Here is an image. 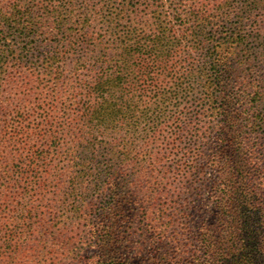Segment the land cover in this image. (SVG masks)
<instances>
[{
    "label": "trees",
    "instance_id": "trees-1",
    "mask_svg": "<svg viewBox=\"0 0 264 264\" xmlns=\"http://www.w3.org/2000/svg\"><path fill=\"white\" fill-rule=\"evenodd\" d=\"M240 1L170 0L172 21H168L167 13L164 17L159 11L164 0H13L6 7L0 4V38L23 32L32 43L44 37L45 43L54 47V53L45 60L49 80L40 83L38 88H29L25 70L15 61L12 64L10 78L15 106L0 119V246L11 241L17 217L26 208L31 210L37 195L32 194L35 186L44 191L42 198L48 195L43 169L49 168L52 160H58V172L70 179V191L61 197L65 206H70L69 214L76 223L90 216L77 202L86 204L88 197L95 193H118L109 187L118 189L115 182L124 180L117 164L135 155L136 142L144 126H151L156 136L162 120L168 117H165L166 107L178 105L179 97L175 94L160 97L162 93L157 92L152 98L144 95L168 80H174L177 88L189 92L187 84L181 83L174 70L190 54L183 58L185 52L178 50L181 46L178 42H173L172 48H162L166 41H177L176 26L171 23L189 25L187 31L191 34L185 37V42L191 51L200 47L199 39L206 28H226L229 24L230 32L237 31L236 45L247 52L252 50L246 43L249 35L243 27L235 25L233 18L253 21V31L259 32L260 22L264 23V0H247L245 5L236 8ZM139 19L143 24L141 30ZM150 24L157 35H146ZM1 62L4 58L0 55ZM57 69L66 73L68 69L69 73L64 77ZM212 86L207 87V97L200 102V109L209 105L211 111L220 108L225 112L228 104L217 106ZM28 94L36 98L31 99ZM262 100H247L242 96L236 101L252 127L257 121L251 113ZM172 118L175 134H179L183 131L181 117ZM226 140L220 138L218 144L221 160L227 154L226 145L230 149L231 143L227 140L226 144ZM239 144L237 138L232 144L239 146L237 153L246 148L245 144ZM137 157L138 162H147L148 149ZM228 159L223 164L213 161L219 168L216 188L220 192L213 206L228 225L225 235L229 240L203 237L199 251L202 256L195 261L198 264H226L232 254L243 261L248 255V236L255 224L264 228L262 182L247 178L245 173L241 181L232 185L223 177V170L227 172L234 162ZM36 167L41 171L34 172ZM74 193L79 195L78 201H74ZM92 204L85 207L94 208ZM18 224L30 228L29 245L38 227L47 222L41 218L35 223ZM97 236L94 229L91 241H97Z\"/></svg>",
    "mask_w": 264,
    "mask_h": 264
},
{
    "label": "rangeland",
    "instance_id": "rangeland-1",
    "mask_svg": "<svg viewBox=\"0 0 264 264\" xmlns=\"http://www.w3.org/2000/svg\"><path fill=\"white\" fill-rule=\"evenodd\" d=\"M12 2L0 0L4 7ZM246 2L240 1L236 8ZM161 5L163 8L159 11L164 17L167 13L168 21H172L170 0H164ZM233 21L249 35L246 43L252 50L244 52L236 45L237 31L230 32L227 24L226 28H206L199 39L200 47L191 51L185 42V37L191 34L187 31L189 25L171 23L176 26L177 41H166L162 48H172L171 44L178 42L181 45L178 50L185 52L183 58L190 54L174 70L181 83L187 84L189 92L177 88L174 80H168L144 95L152 98L157 92L162 93L160 97L175 94L179 97L178 105L166 107L165 117H168L162 120L156 136L151 126H144L136 142L135 155L117 164L124 180L115 182L118 189L109 187L118 193H95L88 197L86 204L77 202L90 216L76 223L69 214L70 206H65L61 197L70 191V179L58 172V160H52V165L43 169L48 195L42 198L44 191L35 186L32 194L37 195L31 210L28 207L17 217L11 241L0 246V264H198L195 261L202 256L199 251L203 237L229 240L225 235L228 225L213 206L215 196L220 194L216 188L219 168L213 161H222L221 164L228 158L234 161L227 172L223 170V177L232 185L246 173L247 178L262 182L264 189V23L260 22V31L256 32L253 21L237 18ZM139 25L141 30L140 19ZM146 35H157L151 24L146 28ZM31 41L23 32L0 38V55L4 58L0 63V119L15 106L10 78L13 61L27 73L29 88H38L40 83L49 80L45 60L54 53V47L45 43L44 37ZM59 71L64 77L69 73L68 69L67 73ZM209 84L215 90L217 106L228 104L225 112L220 108L211 111L209 105L200 109ZM28 96L36 98V95ZM138 96H142L140 92ZM242 96L247 100L263 98L262 104L251 113L252 117L256 115L255 127L245 121L243 108L236 102ZM174 116H180L183 123L179 134L173 128ZM223 137L231 145L229 149L226 140L227 154L221 160L218 144ZM233 138H237L239 145H246L241 153L236 152L239 146H232ZM147 149L148 161L138 162L137 155ZM35 169L34 172L41 171ZM72 196L74 201L79 200L77 193ZM89 203L94 208H86ZM41 218L47 224L38 227L27 245L30 228L18 223H35ZM94 229L98 233L97 241H91ZM247 244L245 262L232 254L226 264H264V228L255 224ZM54 245L58 247L53 248Z\"/></svg>",
    "mask_w": 264,
    "mask_h": 264
}]
</instances>
